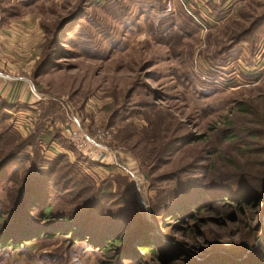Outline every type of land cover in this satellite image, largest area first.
<instances>
[{"label": "rangeland", "instance_id": "obj_1", "mask_svg": "<svg viewBox=\"0 0 264 264\" xmlns=\"http://www.w3.org/2000/svg\"><path fill=\"white\" fill-rule=\"evenodd\" d=\"M168 1L172 3L169 12ZM187 1L189 7L200 10L207 19L206 30L192 18L196 23L191 24L193 31L180 35L177 30L183 20L180 13L186 12L178 0H163L162 12L127 0H0V17L12 13L13 17H7L5 23L17 20L19 26L23 25L21 32L25 38L19 36L7 47L19 59L25 57L24 60L35 63L28 77L19 75L28 80L19 83L18 101L14 103L17 109L10 113L5 127H0V134L9 137V143L0 145V163L8 159L13 145L36 134L39 164L49 166L58 156L45 159L41 146L48 147L56 141L62 145L57 137H64L66 125L76 129L72 126L73 117L82 130L90 133L111 128L112 143L124 148L127 154L113 177L95 181L84 173L90 179L89 184L94 190L102 188L104 194H115L116 180H121L120 195L126 201H136L146 218H150V205L159 188H170L181 179L179 176L169 185L160 182L163 178L181 172L185 180L202 184L205 175L214 173H221L226 181L239 178V168L243 169L247 162L241 154L246 146L239 141L221 140L220 132L232 127L245 132L264 130V73L256 58L258 54L263 59L264 42L254 53L247 44L239 45L228 58L220 53L230 44L233 34L242 32L255 18L264 15V0H229L225 7L218 1L223 8L215 4L207 8L204 1ZM121 5L126 10H120ZM169 14L174 18L172 33L154 32L158 18ZM22 17L25 21H21ZM71 17L74 21L63 40L50 42L49 32ZM36 32L40 33L38 40ZM31 37L34 38L28 42L26 39ZM5 38H0V44L9 45ZM3 49L7 48L0 51H8ZM44 54L51 55V65L47 73L34 78L37 61ZM8 61L0 59L5 71L12 70ZM226 65L225 71L210 75L212 70ZM202 76L220 84L214 82L210 87L201 84L206 82ZM241 76L259 79L246 83ZM31 88L40 99L34 97ZM239 105L249 112H239ZM244 140L264 142L249 137ZM67 151L72 152L70 162L82 163L74 150ZM34 156L29 147L19 154L21 159ZM29 166L24 161L18 168L20 179ZM127 168H134L144 180L135 190L125 172ZM202 216L210 221L201 230H205V237L185 235L192 223L165 220L162 223L161 232L168 240L187 245L177 247L184 258L199 260L203 255L199 249L210 244L222 249L243 245L242 235L247 233H243L245 229L240 225L228 223L219 227L214 224L215 213ZM174 224L178 226L176 231L168 227ZM64 238L67 237L29 242L33 245L26 243L35 256L18 255L21 259L17 264H101L109 260L108 254L85 244L69 249ZM5 252H0V260ZM142 260L147 263L149 255Z\"/></svg>", "mask_w": 264, "mask_h": 264}, {"label": "trees", "instance_id": "obj_2", "mask_svg": "<svg viewBox=\"0 0 264 264\" xmlns=\"http://www.w3.org/2000/svg\"><path fill=\"white\" fill-rule=\"evenodd\" d=\"M127 1L156 12L164 10L163 0ZM220 1L224 3L227 0ZM122 8L126 10L125 6L119 9ZM12 15L3 16L2 22ZM180 15L183 20L177 30L180 35L189 34L195 22L186 13L183 14L186 18ZM73 19L64 20L50 31V42L63 40ZM174 26L171 14L160 16L154 32L170 34ZM262 42L264 15L255 18L242 32L233 34L230 44L220 54H227L228 58V54L241 44H247L254 53ZM46 50L49 53L50 48L46 46ZM50 56L44 54L42 59L39 58L33 72L34 78L47 73L51 65ZM225 67L227 65L223 69L212 70L210 75L225 71ZM241 79L249 83L259 78L241 76ZM203 80L206 82L200 80L201 84L208 87L218 82ZM16 109V104L12 105L0 96V127H5L11 118L10 113ZM238 111L249 112L242 105H239ZM220 137L223 141H239L246 146L241 154L247 158V162L243 169L239 168V178L226 181L221 173H214L205 175L203 184L185 180L182 172L163 178L160 182L171 185L177 177H181L170 188H159L154 203L150 205V218H146L136 201H126L120 195L121 180H116L115 194H104L102 188L94 190L89 184L90 179L84 174L79 161L70 162L67 156L60 155L49 166L40 165L36 150L38 138L32 134L13 145L8 159L0 163V252L13 251L43 238L61 236L67 237L64 239H67L66 247L69 249L85 244L90 249L108 254L109 260L101 264H123L124 261L134 264H264V130L245 132L232 127L221 131ZM244 137L263 143H249ZM57 138L67 150L73 151L67 140L60 136ZM8 139L7 135L0 134V145L9 143ZM28 147L34 150L35 156L31 159L19 158V154ZM24 161L30 166L20 179L18 168ZM209 212L216 214L214 224L219 227L232 223L245 229L243 233H247V236L242 235L243 245L222 249L210 244L209 249H199L203 253L199 260L184 258V253L177 247L187 245L168 240L161 232L162 223L164 220L192 223L185 235L205 237V230H201L210 221L202 215ZM251 222L255 224L251 225ZM168 227L172 231L178 228L175 224ZM145 255H149L147 263L142 260Z\"/></svg>", "mask_w": 264, "mask_h": 264}, {"label": "built area", "instance_id": "obj_3", "mask_svg": "<svg viewBox=\"0 0 264 264\" xmlns=\"http://www.w3.org/2000/svg\"><path fill=\"white\" fill-rule=\"evenodd\" d=\"M182 7L184 8L187 15L193 18L201 27L206 30L207 19L199 10V15L195 14V9L184 4L183 0H178ZM199 1V0H197ZM200 2V1H199ZM166 11L169 12L172 9L171 1H168L166 4ZM260 49V48H259ZM260 51V50H259ZM257 64L264 73V56L260 60L258 54L256 55ZM0 78L4 80H16L9 78V76L0 74ZM202 79H205L202 76ZM220 84V82H217ZM32 94L35 98H38V95L32 90ZM76 126V129L73 127H68L64 130V139L69 142L73 147V150L76 152L77 156L82 160L80 167L84 173H87L91 179L95 181H100L102 178L111 176L113 177L115 171L120 170L122 164V159L127 156L124 148L118 147L112 143V130L111 128H100L95 130L93 133H90L86 130H82L75 118L72 117V126ZM55 143L50 142V145L46 147L45 145L41 146V154L46 159L47 157L57 156L54 154L53 145ZM49 148V149H48ZM126 174L130 177L132 181L133 189L138 188L143 184V178L137 173L134 168H127L125 171Z\"/></svg>", "mask_w": 264, "mask_h": 264}, {"label": "crops", "instance_id": "obj_4", "mask_svg": "<svg viewBox=\"0 0 264 264\" xmlns=\"http://www.w3.org/2000/svg\"><path fill=\"white\" fill-rule=\"evenodd\" d=\"M199 1H204L205 5H207V8L209 7L210 4H215V5L221 6L223 8V5L225 7V5H227V3H229V0H228V2L226 1L225 4L222 3L223 5L218 3V1L221 3L220 0H199ZM183 2H184V4H187V6H189L188 4H190V1H187V0H183ZM195 14L199 15V10L197 11L195 9ZM11 21H9L10 23L9 22L8 23L2 22V18L0 17V38L6 37L5 38L6 39V43L9 44V45H5V43L4 44H0V49L5 47L7 49H3V50H8V51H0V59L3 58L6 61L9 60L8 61L9 62V66H11V69H12L11 71H9L8 69L5 71V70H3V66L0 64V74L7 75V76L9 74L10 76H16L18 79L15 78L16 80L13 81V82L8 81V80H1L2 82H0V96L3 99H5L7 102L14 104V103H16V100H17V97H18V91H19V85H20L19 83H22L23 81H25V80L27 81L28 80L26 78L23 79V78L19 77V75L25 74L26 75L25 77H28L29 75L27 73H29V72L31 73L30 70L34 67L35 63H32V62L27 61V60H24L25 57H23V59H19L17 57L16 52H12L13 50H10L11 48L7 47V46H10V44L12 43L11 40H13L15 38L18 39L19 36H20V38L25 39L23 37V33L21 32L23 25L21 23H19V24H21V26H19L17 24V22H15V21H17L15 19H12ZM21 21H25V18L22 17ZM27 23H29V22L27 21ZM31 28H33V27H31ZM35 34H36L35 38H36V40H38L40 33L36 32ZM33 38L34 37H31L29 39L27 38L26 40L28 42H30ZM24 44H25V42H24ZM10 54H12L13 57L10 56ZM14 55H15V58H14ZM18 80L20 82H18ZM5 83H7V86H5ZM10 83H12L11 86L9 85ZM52 150H54L53 152L57 156L65 155L68 158H70L69 155L72 154V152L70 153L64 147H62V145L58 141H56L55 145H53V149ZM29 244L33 245L34 243H29ZM27 245L28 244L22 245L20 248H18L16 250H13V251H10V250H8L9 252L6 251L5 252L6 254H4L5 257L2 258V260H0V264H17V262H19V260L21 259V258L18 257V255H21V256H25V255L26 256L27 255L28 256H35L34 255L35 252L32 251V247L31 246H27ZM87 251H89V250H86V252ZM30 264H34V263H30Z\"/></svg>", "mask_w": 264, "mask_h": 264}]
</instances>
